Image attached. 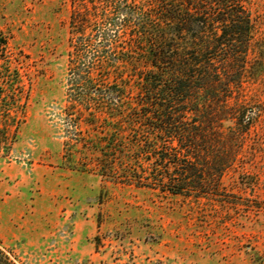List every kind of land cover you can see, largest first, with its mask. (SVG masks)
Segmentation results:
<instances>
[{
  "label": "rangeland",
  "instance_id": "obj_1",
  "mask_svg": "<svg viewBox=\"0 0 264 264\" xmlns=\"http://www.w3.org/2000/svg\"><path fill=\"white\" fill-rule=\"evenodd\" d=\"M132 1L155 11L151 0ZM79 3L0 0L1 246L16 264H264V0L244 1L253 43L242 88L198 113L188 102L190 114L175 120L206 138L198 158L207 193L198 195L121 184L90 165L135 134H164L167 120L150 106L132 131L116 119L93 127L69 108L68 26ZM129 37L121 48L150 54ZM116 134L131 136L105 145Z\"/></svg>",
  "mask_w": 264,
  "mask_h": 264
},
{
  "label": "trees",
  "instance_id": "obj_2",
  "mask_svg": "<svg viewBox=\"0 0 264 264\" xmlns=\"http://www.w3.org/2000/svg\"><path fill=\"white\" fill-rule=\"evenodd\" d=\"M78 1L68 26L69 108L92 126L116 119L122 121L120 129L130 131L133 117L144 116L150 106L165 108L162 115L167 120L161 127L164 134H151L148 142L135 134V143L113 154L103 151L89 160L90 165L125 185L164 187L174 195L207 193L198 158L206 138L185 134L191 129L175 120L190 111L198 113L200 104L226 102L233 89L242 88L253 43L246 0H151V12L132 0ZM128 31L131 47L141 50L148 45L149 55L121 48ZM128 66L131 72L122 75L120 68ZM175 105L186 109L171 113ZM233 115L243 125L244 114ZM126 136L131 134L112 135L104 143L115 146L117 137ZM0 264H16L1 244Z\"/></svg>",
  "mask_w": 264,
  "mask_h": 264
}]
</instances>
